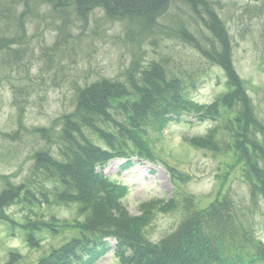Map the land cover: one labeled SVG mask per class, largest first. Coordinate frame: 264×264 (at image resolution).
<instances>
[{"label":"rangeland","instance_id":"rangeland-1","mask_svg":"<svg viewBox=\"0 0 264 264\" xmlns=\"http://www.w3.org/2000/svg\"><path fill=\"white\" fill-rule=\"evenodd\" d=\"M210 1L227 23L234 43V65L264 121V0ZM24 2L0 0V35L20 33L17 17L25 9ZM89 16L84 21L72 11L59 14L51 6L39 4L24 18L26 36L15 45V51L0 52V191L8 182L21 184L33 176L35 154L55 144L49 145L65 115L75 111L78 90L85 83L126 81L133 62L162 60L197 81L191 96L201 104L212 103L229 89L224 69L178 38L182 25L190 30L198 26L194 32L201 43L211 45L212 34L186 1L174 0L168 14L149 28L134 20L112 21L101 8ZM213 125V121L187 114L163 131H151L153 150L148 152L154 161L134 156L133 166L123 169L125 159L115 158L104 168L107 177L125 186L123 202L133 215L142 213L143 204L161 201L148 227L153 241L178 227L184 217V197H191L201 208L226 194L248 230L264 242V201L255 204L251 199L243 161L232 151L205 150L190 141ZM220 138L226 140L228 135L221 132ZM97 142L106 145L100 139ZM170 167L183 179L173 178ZM40 201L35 206L40 217L20 204L0 210V264L16 252L19 257L16 254L11 264H33L78 234L72 225L78 217L76 205ZM37 218L36 228L26 227ZM109 241L112 248L96 264H123L114 254L116 240Z\"/></svg>","mask_w":264,"mask_h":264},{"label":"trees","instance_id":"trees-1","mask_svg":"<svg viewBox=\"0 0 264 264\" xmlns=\"http://www.w3.org/2000/svg\"><path fill=\"white\" fill-rule=\"evenodd\" d=\"M184 1L212 34L211 45L201 43L196 34L198 26L190 30L182 25L178 38L195 47L211 64L220 65L229 89L212 103L201 104L191 96L197 81L162 60L133 62L126 81L102 79L79 88L75 111L65 115L49 145L55 144L35 154L33 176L21 184L8 182L0 191V210L20 204L40 217L36 207L42 199L56 205L77 206L78 217L72 225L78 234L33 264H94L112 248L110 238L116 240L114 253L123 264H264L263 240L251 228L248 230L228 195L201 208L191 197H184V217L178 227L155 242L148 227L161 201L145 203L142 213L133 215L123 202L125 186L104 172L115 158L125 159V169L133 166L134 156L154 161L149 157L154 142L149 136L151 131H163L187 114H194L198 120H210L214 125L206 134L191 138L192 144L205 150L235 153L243 161L251 199L255 204L259 199L264 201V121L259 119L234 65L232 35L210 0ZM173 2L25 0V9L17 17L20 33L0 35V52L15 51V45L26 36L24 18L39 4H47L59 14L72 11L84 21L94 9L101 8L112 21L134 20L149 28L168 14ZM7 11L11 13L10 9ZM62 28L66 30L65 25ZM60 43L57 41L56 47ZM221 132L228 135L226 140L220 138ZM171 172L173 178L183 179L176 175V168H171ZM38 220L26 227L36 228ZM31 238L27 239L33 244ZM16 254L19 257L16 252L5 264H11Z\"/></svg>","mask_w":264,"mask_h":264}]
</instances>
